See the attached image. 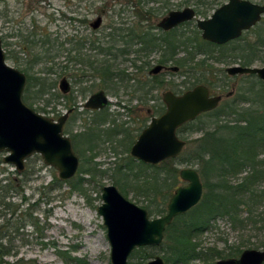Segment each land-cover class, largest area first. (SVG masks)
I'll return each mask as SVG.
<instances>
[{"label":"rangeland","instance_id":"374dc122","mask_svg":"<svg viewBox=\"0 0 264 264\" xmlns=\"http://www.w3.org/2000/svg\"><path fill=\"white\" fill-rule=\"evenodd\" d=\"M134 1L136 0H2L0 2V37L2 38L6 61L30 76V91L40 87L39 84L36 87L34 85V83L41 82L42 79L40 78H47V86L51 95L53 94L52 96L46 95L39 100L29 99L32 102H26V104L54 120L72 109V113L76 112L77 114L76 117L70 116L68 119L66 126L69 130V136L84 130V126H88L87 128L95 127L93 130L97 132L99 126V128H106L117 125V132L112 138H107L106 135L96 137L100 139L94 151L86 149L85 144L88 140L86 143L76 146V152L80 158V167L86 168L88 163L92 161L100 163L99 169L107 170L105 175H99L95 179L83 173L73 177L74 179H79V177L91 178L83 186L86 194L71 191V187L67 184L61 188H54L58 184L55 179H60L59 171L46 165L43 160H35L34 155L27 159L25 170L28 173L34 170L29 175L30 178L25 185L24 193L28 200L22 202L21 198L14 196L12 201L20 204L17 214H20L31 204L29 212L32 213L33 219L38 221V230L30 223L20 229L19 234L15 235L12 242L14 246L12 255L6 256L5 260L13 262L19 258L35 259L38 264H112L111 245L103 218L98 213V207L102 203V187L114 184V168L117 163L126 162L130 155L132 145L127 151L128 148L126 149L122 141L123 132L129 130L132 136L137 138L140 126L149 123L151 115L155 113L154 110L161 106L162 94L166 90H181L177 84L182 83L185 77L178 74L179 71L165 72L162 78L165 79L166 85L160 89H153L151 82L153 80L156 82V79L149 74L150 78L147 77L145 72L160 63L162 55L160 51L154 50L148 54L145 51L136 53L133 50L139 48L140 45H134L130 47L131 53L116 55L115 59L106 61L107 58L99 53L98 49H90L91 41H96L99 44L108 40L110 37L105 36L112 31L111 24L126 29H129L131 25H137L138 22L136 21L139 18L137 15L139 14H142L141 19L144 20L141 23L142 29H149L158 35L161 31L157 27V23L170 10L182 9L187 6L196 8L193 1L180 6L179 4L186 0H170V7L161 9L162 1L150 0L146 2V0L142 3L143 7L136 10ZM205 1L213 2L214 0ZM226 1L228 0H217V3L208 5V17ZM252 1L264 4V0ZM121 6L124 7V11H121ZM99 7L100 9L97 10ZM118 10L120 11L119 15L117 14ZM155 11L157 14L154 13ZM101 15L103 17L101 27L93 29L91 23ZM198 17L205 18V15L198 14ZM82 19L86 22H82ZM193 23L196 24V21ZM262 23H264V15ZM193 27L192 24L184 30L190 33ZM118 33L122 34V31H117L116 34ZM47 37L48 41H44L47 44L43 47L42 39ZM120 37L121 35L115 40ZM70 38H83L84 46L80 47L81 54L87 53L84 58L89 57L91 60L102 61V63L106 61V64L113 63L116 66V72L118 70L124 72L123 80L120 81L119 78H116L119 75L114 76L116 78L114 80L104 78L102 73L98 71V67H101L102 63L94 64L96 70L89 64L70 61V59H74V56H77L76 50L69 52L76 45V42L75 45L68 42ZM115 40L112 43H115ZM255 40H257L255 32H250L245 35L242 44L247 45L255 42ZM62 43L63 47L61 46ZM48 45L51 47L49 52L46 49L49 48ZM237 46L238 43H234L216 50L212 56L205 58L204 55H198L197 58V60L205 59V65L202 68L207 70L208 80L211 83H218L220 86L226 85L224 89L218 85L215 87V93L221 92L223 95V100L219 106L221 108H225L228 102L238 97L241 89L246 90L254 81L259 79L257 76L237 75L232 77L227 74L230 78L221 80L223 72H219L217 77L216 71L225 70L228 66L238 64L234 60L231 61L232 55L237 51ZM112 51L115 52L116 50ZM115 53L120 52L116 51ZM54 55L53 60H46V56ZM81 56L83 57V55ZM38 57L43 59L38 61ZM144 60L148 62L146 68L148 70L138 68ZM253 65L264 66V63L258 61ZM64 77L70 82L71 89L68 93H63L60 89V82ZM103 79L105 80L103 81ZM257 84L261 87L259 82ZM86 87L89 88V91L83 94L82 92H85L83 90ZM220 88L221 90H219ZM101 89L105 90L110 98L105 109H107L109 120L112 122L109 121L106 124H96L89 109L83 107L88 97ZM47 99H50L49 104H46ZM240 104L242 106L248 105L243 102ZM148 109H151L152 113L149 114ZM103 134L105 133L103 132ZM201 134V132H197L189 136V144L185 152L190 154L195 151L197 144L190 142V140H194ZM1 154L4 158L6 152H1ZM7 165L11 171L16 170L14 166ZM177 166L179 171L183 167L199 168L198 164L181 163ZM244 175H239L236 181H239ZM132 183L134 184V181L131 180L128 186ZM177 184L179 187L187 183L179 176ZM128 189L129 193L125 196L139 206L146 208L145 205L148 204V201H145L142 196L136 197L132 185ZM35 202H39L36 207L33 206ZM153 205L156 207L155 203ZM241 208L246 210L242 212L243 222L241 224L233 223L227 217H218L212 222L210 229L194 238L195 242H199V248L225 249L227 246H239L243 250L249 248L264 249V205L254 208V217L250 221L245 220L248 215L247 209ZM10 212L4 208V205H0V224L4 217H11ZM159 215L154 213L153 217ZM28 217L30 218V216ZM1 243L9 245L7 244V237L2 238ZM14 252H16L15 255ZM151 252L163 257V253L159 249H151ZM140 256V253L134 257L131 255L128 264H147L149 260L155 257L142 259ZM218 259H215L213 263L215 264Z\"/></svg>","mask_w":264,"mask_h":264},{"label":"trees","instance_id":"16d2710c","mask_svg":"<svg viewBox=\"0 0 264 264\" xmlns=\"http://www.w3.org/2000/svg\"><path fill=\"white\" fill-rule=\"evenodd\" d=\"M143 1L146 0L134 1L136 10L137 8L143 7ZM148 1L150 0L146 2ZM160 1L163 2L161 9H168L170 7V0ZM192 1L194 2L193 5L196 6L197 14H204L205 17L208 16V5L217 3V0L213 2L186 0L179 5L182 6ZM202 7H204L203 10ZM99 9L100 7L97 8V10ZM120 9L124 11V7ZM117 14H120L119 10ZM141 15H137L139 16L136 21L138 24L129 26V29L120 26L115 27L114 24H111L110 28L112 31L105 36L110 38L104 42H100L101 44H97L96 41H91L92 45L90 49H98V52L107 58L106 61L115 59L116 55L131 53L130 47L134 45H140L139 48L133 50L136 53L145 51L148 54L154 50H158L162 53L160 63L173 61L179 67L178 74L185 77L182 83L177 84L181 90H174L178 93H182L197 84H206L213 92H215L217 85L218 87L220 86V84L211 83L208 80L207 70L203 69L205 59L197 60L198 55H204L206 58L212 56L218 49H223L228 45L238 43L236 47L237 51L232 55L231 61L234 60L236 63L244 66H251L258 61L264 63V50H262L264 47L263 19L240 38L227 44L219 45L204 40L201 36V31L193 21L186 22L171 31L158 35L152 33L149 29L143 30L141 23L144 20L141 19ZM81 21L86 22L84 19ZM192 24L194 27L190 33L184 30ZM117 31H122V34H116ZM250 32H255L257 40L247 45L242 44L245 35ZM118 35H121V37L115 40L116 37H119ZM113 40H115V43H112ZM42 41L44 43L43 47H45L47 43L44 41L47 42L48 37L42 39ZM68 42L70 44L76 42V45L74 44L75 47H72L69 52L77 51V56H74V59H70V61L74 60L89 64L90 67H94L97 70L95 65L102 63V61L91 60L89 57L84 58L87 53L81 54L80 46H84L83 38H70ZM61 46L63 47V43ZM46 49L49 52L51 47ZM112 50L119 51L120 53H115L116 51L113 52ZM46 57V60H53L55 55ZM42 59L37 58L38 61ZM105 62L102 63L101 67H98V71L102 73L103 77L108 80L119 78L122 81L123 76H125L123 74L124 72L120 70L116 72V66L113 63L106 64ZM147 65V60H144L138 68L144 70L148 67ZM65 68H68V66H65ZM219 72H223V78H220L221 80L230 78L225 70L216 71L217 77ZM145 73L150 78L148 71ZM116 75L119 76L115 78L114 76ZM246 76L256 77L254 74H248ZM152 77L156 79V82L154 80L151 82L153 89L166 85L165 79L162 78L164 77V73L153 75ZM40 79H42L41 82L34 83L35 87L38 84L40 87L30 91L31 78L27 75L25 94H23L25 102L29 103L32 102L29 99L39 100L46 95H51L47 86V78ZM257 82L261 84V87L260 85L258 86ZM220 87L224 89L226 85L224 84ZM83 91H85L82 92L84 94L89 91V88L86 87ZM240 102L247 103L248 105L242 106ZM49 103L50 99H47L46 104ZM219 106L212 111L201 114L195 120L182 125L178 129L179 137L186 140L185 149L178 157L164 160L157 165H152L136 161L135 158L129 155L126 162L117 163L114 168V184L124 195L129 193L128 187L132 185L135 196H142L145 201H148L145 207L150 215H154V213L159 215L167 212L169 200L174 190L178 187L177 183L179 182L180 175L177 165L181 163L198 164L199 168L197 170L200 173L204 185V194L201 201L188 212L178 215L173 220L166 229L165 238L161 245L137 248L132 253L133 257L140 253V258L149 259L156 255L154 252H151V249H159L163 253L166 264H214L215 259L239 257L243 251L239 246H227L225 249H217L216 247L199 248V242H195L194 238L210 229L212 222L218 217H227L233 223L241 224L243 222L241 217L242 212L246 211L241 207L247 209L248 215L245 220L250 221L254 217V208L259 205H264V156H262L264 155V81L257 79L246 90L241 89L239 96L231 100V102H228L225 108ZM161 107L155 109L156 114L164 112L165 106L163 105ZM106 110H89L91 117L94 116L92 119H94L96 124L112 122V120H109V114ZM76 114L74 112L70 116L76 117ZM203 119L206 120L203 121ZM207 120L208 122H206ZM146 126L147 123H144L138 130L141 132ZM87 127L84 126V130L72 134L71 138L75 150L78 144L86 143V140H88L85 144L86 146H84L88 151H94L100 139L96 137L106 135L107 138H112L117 132V125L106 128H99V126L97 132L93 130L95 127ZM197 132H201L202 134L194 140H190V142H194L197 146L195 151L189 154L185 152L189 144V136ZM64 133L69 134V130L65 128ZM123 134V144L126 149L128 148L127 151H129V147L135 142L136 136H132L129 130H124ZM33 158L37 161L43 160L39 154H34ZM99 164L98 162L90 161L86 168L83 166L80 167L77 174H88L92 179H95L99 175H105L107 170L101 168L100 170L98 167ZM29 172L26 170L23 172H18L17 170L11 171L8 165L6 166L4 163L2 154L0 153V205H4L6 210L11 211V217H4L0 224V264H38L35 259L25 260L19 258L13 262L4 259L8 255H12L14 250L12 242L15 239V235L19 234L20 229L30 223L38 230V221H35L32 213L29 212L31 210V204L22 210L20 214H17V211L20 209V204L12 201L14 196L21 198L22 202L28 200V197L24 193L25 185L30 178L29 175L34 170ZM242 174L245 175L239 181H236L239 175ZM90 179L79 177V179L72 178L67 181H61L56 178L55 180L58 184L54 188H61L67 184L71 187V191H79L81 194H86L83 186ZM131 180L134 181V184L132 183L128 186ZM38 203L35 202L33 206L35 205L36 207ZM154 203L156 207H154ZM254 221L256 222V220ZM5 237H7V244L9 245L1 243V239Z\"/></svg>","mask_w":264,"mask_h":264},{"label":"water","instance_id":"95a60500","mask_svg":"<svg viewBox=\"0 0 264 264\" xmlns=\"http://www.w3.org/2000/svg\"><path fill=\"white\" fill-rule=\"evenodd\" d=\"M2 0H0L1 2ZM264 15V4L250 0H228L218 7L209 18H198L197 27L204 40L224 44L239 38L244 31L254 27ZM196 18L193 7L174 9L164 16L157 25L164 30L173 29ZM103 17L98 16L92 23L98 29ZM0 37V153L6 152L4 162L19 172L25 170L26 161L39 154L43 162L59 171L62 181L72 179L78 172L80 158L71 137L64 133L69 112L57 120L36 111L23 100L27 75L8 64ZM165 66L158 64L151 73L161 72ZM178 70V66H172ZM229 75L256 74L264 80V66L232 65L226 68ZM60 89L68 93L70 82L64 77ZM222 95H211L206 84H197L176 94L166 90L162 99L166 110L153 116L149 125L140 133L130 149L138 161L156 165L176 158L185 149L186 140L179 137L177 130L195 120L202 113L216 109ZM110 101L109 95L101 89L92 93L84 108L104 109ZM71 111V110H70ZM180 178L187 184L177 187L167 206V212L153 217L149 211L128 199L114 184L102 187V203L98 213L102 216L111 245V263L128 264L133 251L142 246H159L165 238L167 227L180 214L196 206L202 199L204 185L195 167H183ZM264 249L249 248L239 257L220 258L215 264H263ZM147 264H166L161 255H156Z\"/></svg>","mask_w":264,"mask_h":264},{"label":"flooded vegetation","instance_id":"af4514ba","mask_svg":"<svg viewBox=\"0 0 264 264\" xmlns=\"http://www.w3.org/2000/svg\"><path fill=\"white\" fill-rule=\"evenodd\" d=\"M250 1H252V0H250ZM226 2H228V1H226ZM226 2H225V3H226ZM252 2H254V1H252ZM256 3H257V2H256ZM223 4H224V3H223ZM223 4H222V5H223ZM260 4H261V3H260ZM187 7H188V6H187ZM190 7H192V6H190ZM193 8H194V7H193ZM182 9H183V8H182ZM194 9L196 10V8H194ZM170 11H171V10H170ZM212 14H213V13H212ZM212 14H211V15H212ZM211 15H210V16H211ZM101 16H102V15H101ZM210 16H209V17H210ZM209 17L207 16V17H205V18H209ZM198 18H200V17H198L197 10H196V18L193 19V20H191V21H196V25H197V19H198ZM262 19H263V17H262ZM262 19H261L260 21H262ZM260 21H259V22H260ZM188 22H190V21H188ZM259 22H258V23H259ZM185 23H186V22H185ZM258 23H257V24H258ZM183 24H184V23H183ZM257 24H256V25H257ZM181 25H182V24H181ZM256 25H255V26H256ZM179 26H180V25H179ZM255 26H254V27H255ZM100 27H101V26H100ZM100 27H99V28H100ZM157 27L160 29L161 33H165V32H168V31H171V30L174 29V28H173V29H169V30H164V29H162L161 27H159L158 25H157ZM177 27H178V26H177ZM254 27H252V28H254ZM175 28H176V27H175ZM197 28H198V27H197ZM252 28H251V29H252ZM198 29H199V28H198ZM251 29H250V30H251ZM199 30H200V29H199ZM250 30H247V31H250ZM200 31H201V30H200ZM247 31H244L243 34L246 33ZM243 34H242V35H243ZM242 35H241V36H242ZM201 36H202V31H201ZM241 36H240V37H241ZM240 37H239V38H240ZM236 39H238V38H236ZM236 39L230 40V41H228L227 43H229V42H231V41H234V40H236ZM227 43H224V44H227ZM219 45H222V44H219ZM168 63H169V64H168ZM168 63H159V64H163V65L165 66V68H164L161 72H159V73H157V74H161V73H164V74H165V72H169V71L172 72V71H175V70H172L171 67H172V66H177V65H175V64H170V63H173V61H169ZM238 64H239V63H238ZM156 65H158V64H156ZM156 65H155V66H156ZM236 65H237V64H236ZM239 65H241V64H239ZM243 66H244V65H243ZM251 66H253V65H251ZM153 67H154V66H153ZM153 67H152V68H153ZM152 68H151V69H152ZM226 68H227V67H226ZM226 68H225V71H226ZM151 69L148 70V74H149V75H152V76H153V75H157V74L151 73ZM176 71H179V69L176 70ZM226 73L228 74L227 71H226ZM228 75H229V74H228ZM237 75H248V74H237ZM237 75H230V76H232V77H236ZM254 75H256V74H254ZM256 76H257V75H256ZM257 77H258V76H257ZM258 78H259V77H258ZM259 79H260V78H259ZM261 80H262V79H261ZM263 81H264V80H263ZM232 85H233V84H232ZM234 86H235V84H234ZM193 87H194V86H193ZM208 87H209V86H208ZM25 88H26V87H25ZM191 88H192V87H191ZM209 88H210V87H209ZM157 89H160V88H157ZM189 89H190V88H189ZM210 90H211V88H210ZM171 91H173V92L176 93V94H180V93H178V92H175L174 90H171ZM185 91H186V90H185ZM218 94H219V95H222L221 92H219V93H215V92H213V91L211 90V95H218ZM222 97H223V95H222ZM222 100H223V98H222ZM221 102H222V101H221ZM220 104H221V103H220ZM163 105L165 106V110H166V105H165V103H164V101H163V99H162V104H161V106H163ZM161 106H158V108H159V107L162 108ZM83 107H84V104H83ZM106 107H107V106H106ZM106 107H105V108H106ZM105 108H104V109H105ZM158 108H156V109H158ZM87 109H88V108H87ZM70 110H71V111H70ZM89 110H91V109H89ZM101 110H102V109H101ZM165 110H164V111H165ZM211 111H212V110H211ZM66 112H69V115H68L67 121H66V123H65L64 130H65V128H67L66 125H67L68 119H69V117H70V114L72 113V109H69V110L66 111ZM66 112H65V113H66ZM154 112H155V110H154ZM148 113H149V114L152 113V110H151V109H148ZM162 113H163V112H162ZM162 113H161V114H162ZM63 114H64V113H63ZM63 114H62V115H63ZM202 114H203V113H202ZM158 115H160V114H156V112H155L153 115H151V118H152L153 116H158ZM60 116H61V115H60ZM60 116H59V117H60ZM59 117H58V118H59ZM58 118H57V119H58ZM57 119H56V120H57ZM150 121H151V119H150ZM150 121H149V123H150ZM149 123H147V126L149 125ZM147 126H146V127H147ZM146 127H145V128H146ZM145 128H143L142 131H143ZM179 128H180V127H179ZM179 128H178V129H179ZM142 131H141V132H142ZM141 132H140V133H141ZM177 133H178V130H177ZM67 135H68V134H67ZM139 135H140V134H139ZM139 135H138V136H139ZM138 136H137V138H138ZM70 137H71V136H70ZM137 138H136V140H137ZM71 139H72V138H71ZM136 140H135V141H136ZM134 143H135V142H134ZM134 143H133V144H134ZM133 144H132V145H133ZM73 145H74V144H73ZM131 147H132V146H131ZM130 155H131V154H130ZM78 156H79V155H78ZM133 158H134V157H133ZM141 162H142V161H141ZM145 164H146V163H145ZM156 165H157V164H156ZM25 167H26V166H25ZM79 168H80V165H79ZM78 170H79V169H78ZM151 216H153V215H151ZM139 248H140V247H139ZM133 252H134V251H133ZM131 255H132V254H131Z\"/></svg>","mask_w":264,"mask_h":264}]
</instances>
